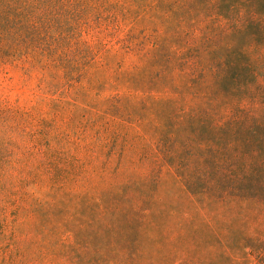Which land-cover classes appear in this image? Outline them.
<instances>
[{"label":"rangeland","instance_id":"rangeland-1","mask_svg":"<svg viewBox=\"0 0 264 264\" xmlns=\"http://www.w3.org/2000/svg\"><path fill=\"white\" fill-rule=\"evenodd\" d=\"M87 2L92 18L84 21L81 34L90 51L87 61L77 67L60 64L39 51L0 61V132L15 152L12 187L0 205L9 220L20 216L17 228L25 242L19 247L26 256L22 260L13 252L9 258L14 264H80L73 233L98 231L97 242L109 246L113 259L99 264H264V205L234 195L190 197L170 169H163L151 211L134 225L136 214L129 207L140 204L134 197L138 186L158 167L152 159L140 161L154 139L145 127L127 122V115L120 119L98 108L110 99L137 101L142 91H150L153 31L162 24L155 12L133 21L124 0ZM117 2L122 6L113 5ZM115 134L126 153L106 165L99 141L108 148ZM120 162L122 176L114 170ZM120 191L128 198L125 210L110 207ZM32 208L45 214L42 223ZM40 225L61 231L49 238L54 245L36 244L41 236L32 227Z\"/></svg>","mask_w":264,"mask_h":264},{"label":"trees","instance_id":"trees-1","mask_svg":"<svg viewBox=\"0 0 264 264\" xmlns=\"http://www.w3.org/2000/svg\"><path fill=\"white\" fill-rule=\"evenodd\" d=\"M124 4L132 7L127 11L133 21L155 12L162 24L153 31L150 91H142L144 97L137 101L110 99L98 108L120 119L127 115V122L145 127L154 139L140 161L152 159L158 167H151L138 186L134 197L140 204L129 207V213L136 214L134 225L155 204L164 168L173 172V180L190 197L234 195L264 205V0H124ZM90 10L87 0H0V61L39 51L60 64L79 66L90 54L81 41L84 21L92 18ZM146 31L141 32L143 39ZM119 138L115 134L108 148L99 141L104 164L110 165L117 153L124 158ZM14 153L12 140L0 132V198L12 187ZM121 167L122 162L114 170L122 176ZM125 194L113 195L110 207L125 210ZM32 213L41 223L45 220L42 212L32 208ZM126 215L120 213L121 218ZM19 219L15 213L9 220L0 205V264H14L9 258L13 252L26 258L19 247L25 242L17 228ZM32 229L41 236L36 244L43 246L54 245L49 238L61 236L58 228ZM129 231L135 241L134 229ZM73 238L78 263L113 262L109 246L97 242L102 239L98 231L73 233Z\"/></svg>","mask_w":264,"mask_h":264}]
</instances>
